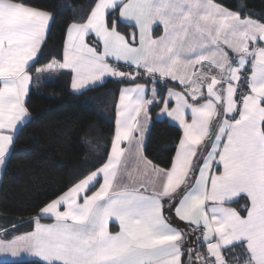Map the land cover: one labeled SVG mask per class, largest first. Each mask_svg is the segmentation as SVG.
<instances>
[{"label":"snow or ice","instance_id":"obj_1","mask_svg":"<svg viewBox=\"0 0 264 264\" xmlns=\"http://www.w3.org/2000/svg\"><path fill=\"white\" fill-rule=\"evenodd\" d=\"M53 19L24 0H0V167L28 115L30 68ZM121 22L134 31L121 33ZM57 69L72 73L78 94L107 76L132 86L114 106L105 162L40 210L53 223L37 218L33 231L12 237L0 229V253L40 264H184L185 253L189 264H230L225 253L238 247L242 264H264V22L215 0H98L66 29L62 62L38 71ZM167 80L174 87L161 96L156 85ZM156 106L182 131L169 168L144 155ZM241 196L250 201L246 216L227 206ZM195 232L203 254L185 248Z\"/></svg>","mask_w":264,"mask_h":264},{"label":"trees","instance_id":"obj_2","mask_svg":"<svg viewBox=\"0 0 264 264\" xmlns=\"http://www.w3.org/2000/svg\"><path fill=\"white\" fill-rule=\"evenodd\" d=\"M98 0H24L30 6L52 14L46 40L30 68L34 72L52 61L60 62L66 29L72 23L84 22ZM242 17L264 22V0H216ZM118 18V10L116 11ZM121 33L134 31L121 22ZM126 71H131L122 65ZM249 68H247V74ZM72 75L57 70L54 78L35 83L26 100L29 120L17 132L15 145L5 165L0 183V225L9 229L8 236L28 232L34 227V218L51 200L66 191L88 171L100 167L106 160L115 127V104L120 89L128 85L119 78H109L101 85L82 94L70 88ZM136 82H145L138 79ZM159 85L160 82L158 83ZM168 85L174 83L168 81ZM162 86V85H161ZM164 87V86H163ZM151 110L152 123L145 143L144 154L154 164L169 168L175 154V145L182 135L179 126L167 119H158ZM247 198L234 205L243 208ZM169 222L182 231L190 229L166 210ZM15 227V231L11 229ZM184 264L187 262L185 254ZM230 264L234 256L241 257L240 248L226 252ZM0 264H40L38 260L0 262Z\"/></svg>","mask_w":264,"mask_h":264},{"label":"crops","instance_id":"obj_3","mask_svg":"<svg viewBox=\"0 0 264 264\" xmlns=\"http://www.w3.org/2000/svg\"><path fill=\"white\" fill-rule=\"evenodd\" d=\"M98 2V1H97ZM215 2H217L216 0H215ZM217 3H219V2H217ZM222 5V4H221ZM225 7V6H224ZM227 8V7H226ZM233 11V10H232ZM49 13V12H48ZM51 14V13H50ZM52 15V14H51ZM118 18H119V11H118ZM243 18V17H242ZM252 19H254V18H252ZM255 20H257V19H255ZM259 21V20H258ZM261 22V21H260ZM50 25H51V21H50ZM50 25H49V27H50ZM48 31H49V28L47 29V31H46V35H45V40H46V37H47V34H48ZM162 34V27L161 26H158V25H154V27H153V35L154 36H159V35H161ZM45 40H44V42H45ZM65 41H66V37H65ZM44 42L42 43V45H41V48H42V46H43V44H44ZM64 45H65V43H64ZM41 48H40V50H39V53H40V51H41ZM39 53H38V55H39ZM37 59V58H36ZM62 60H63V57H62ZM62 60L60 61V62H62ZM53 62V61H52ZM51 62V63H52ZM114 63V62H113ZM48 65V64H47ZM46 65V66H47ZM122 65H124L123 64V62H121V64H120V66H119V70H121V71H126L124 68H123V66ZM45 66V67H46ZM250 65L249 66H247V68H249V72H248V74H247V76H250L251 75V72H250ZM44 68V67H43ZM41 69V68H40ZM58 70V69H57ZM56 70V71H57ZM66 71H69V70H66ZM70 72V71H69ZM71 73V72H70ZM71 75H72V73H71ZM30 76H31V83H30V88H29V93H28V95L26 96V98H25V106H26V100H27V98H28V96H29V94H30V91H31V88H32V86L36 83V81L37 80H42L43 81V79L45 78V77H47V73H46V71H44V72H40V71H38V70H36V71H34V72H31L30 71ZM109 78H115V77H111V76H107V77H105L101 82H98V84L97 85H95V86H91V87H89V88H92V87H96V86H98V85H101L102 83H104L107 79H109ZM48 78H45L44 80H47ZM71 80H72V78H71ZM167 81H170V82H172L171 80H167ZM137 83H145V82H137ZM172 83H174V82H172ZM241 83H243V80L241 81ZM126 86H132V85H130V84H128V85H125V86H123V87H126ZM157 86V85H156ZM122 87V88H123ZM158 87V86H157ZM70 88H71V82H70ZM88 88V89H89ZM121 88V89H122ZM120 89V90H121ZM158 89H159V92H160V94H161V89L158 87ZM244 88H242V89H240V91H246L247 89L245 88V90H243ZM72 90V89H71ZM177 90H179V89H177ZM73 92H74V90H72ZM28 111V110H27ZM159 112V109L156 111V117L158 118V119H167V120H169L171 123H173V124H175V125H177L175 122H173V121H171V119L170 118H167V117H162V118H160V117H158L157 116V113ZM29 118H30V114H29V112H28V115L24 118V120L18 125V128H17V132L19 131V129L29 120ZM151 118H152V114H151ZM186 118H188L189 120H190V112L188 113V115H187V117ZM151 123H152V119H151ZM151 123H150V125L148 126V129H147V131H146V135H145V138H144V144H143V147H144V149H145V143H146V140H147V137H148V133H149V130H150V126H151ZM178 126V125H177ZM145 155V154H144ZM133 161H129V169L131 170V168H132V166H133ZM4 168H5V165L4 166H2V167H0V183H1V180H2V176H3V171H4ZM97 188L99 187V185H97L96 186ZM96 189H93V191H95ZM89 194H91V193H89ZM242 197H245L246 198V196H241L240 198H242ZM239 198V199H240ZM56 199V198H55ZM238 199V200H239ZM237 201V200H236ZM235 201V202H236ZM227 206H229V207H231V208H234L237 212H239L242 216H246L247 215V212H246V208L248 207V206H250V201L247 199V203L243 206V208H241V207H237V206H235L234 205V202H232V203H230V204H228ZM165 207H167L166 205H165ZM61 210H63V209H61ZM164 215L167 217V215H166V210H165V212H164ZM39 219V222L41 223V224H51V223H53L54 222V218H50V217H48V216H43V215H41V213L39 212L38 213V215H36V217L34 218V227H33V229L32 230H30V231H28V232H31V231H33L34 230V228H35V221H36V219ZM181 222V221H180ZM183 225H186L189 229H190V226L189 225H187L186 223H184V222H181ZM172 225V224H171ZM172 226H174V225H172ZM174 227H176V226H174ZM176 228H178V227H176ZM0 229H2L1 228V225H0ZM110 231L111 232H113V233H115V232H118L119 231V226H118V223L117 222H114V221H112V222H110ZM28 232H23V233H17V234H13V235H10V236H8V237H12V236H14V235H20V234H24V233H28ZM198 236H200V232H195V233H191L187 238H186V244H185V248H192L193 249V251H194V253L195 252H200V253H205L206 252V247H201V246H199V244H198V241H197V239H196V237H198ZM186 254V253H185ZM185 257H186V255H184V257H183V260L185 261ZM187 259H188V255H187ZM30 260H38V258L37 257H34V256H32V255H30V254H28V253H21L20 255H18L17 257H12L10 254H6V253H0V262H19V261H30ZM39 261V260H38ZM187 262H188V264H189V261L187 260Z\"/></svg>","mask_w":264,"mask_h":264},{"label":"rangeland","instance_id":"obj_4","mask_svg":"<svg viewBox=\"0 0 264 264\" xmlns=\"http://www.w3.org/2000/svg\"><path fill=\"white\" fill-rule=\"evenodd\" d=\"M227 50V49H226ZM228 51V55H229V57L232 59V60H236L237 59V54L236 53H234V52H232V51H230V50H227ZM51 63V62H50ZM50 63H48V64H50ZM250 65V64H249ZM249 65H247V66H249ZM45 68V67H44ZM46 73H47V77H45V78H48V79H52V78H54L55 76H56V74H57V71L56 70H54V71H46ZM44 78V79H45ZM44 79H43V81H44ZM47 79V80H48ZM42 80L40 81V80H37L36 81V83H39V82H43ZM168 83V81H161L160 82V84L162 85H159V84H157V86L161 89V96H163L164 94H165V92H166V89L167 88H173L174 86H171V85H168L167 84ZM164 86V87H163ZM243 90H245V88L243 89ZM188 261H189V258L187 259Z\"/></svg>","mask_w":264,"mask_h":264}]
</instances>
